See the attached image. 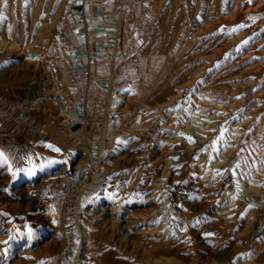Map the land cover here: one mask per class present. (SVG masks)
I'll use <instances>...</instances> for the list:
<instances>
[{"label":"rangeland","instance_id":"obj_1","mask_svg":"<svg viewBox=\"0 0 264 264\" xmlns=\"http://www.w3.org/2000/svg\"><path fill=\"white\" fill-rule=\"evenodd\" d=\"M125 1L95 73L75 0H0V264H264V0Z\"/></svg>","mask_w":264,"mask_h":264},{"label":"crops","instance_id":"obj_2","mask_svg":"<svg viewBox=\"0 0 264 264\" xmlns=\"http://www.w3.org/2000/svg\"><path fill=\"white\" fill-rule=\"evenodd\" d=\"M86 4L85 11L88 20L87 27L89 30H92L93 25L96 34H98L99 29H106L108 22L113 21L112 18L117 15L121 9H117L119 4H122L123 8H125V5H128L125 0H88ZM84 44L86 50L81 53V56L87 55L92 62L94 61V71L95 73H98V71H101V66L103 67V65H101L103 62L97 61L96 59L93 60L94 54L91 52L89 40L85 39Z\"/></svg>","mask_w":264,"mask_h":264},{"label":"built area","instance_id":"obj_3","mask_svg":"<svg viewBox=\"0 0 264 264\" xmlns=\"http://www.w3.org/2000/svg\"><path fill=\"white\" fill-rule=\"evenodd\" d=\"M87 2H88V0H75V6L76 7L74 8L75 13L78 16L75 23L84 28L83 37L86 40H88L92 34L91 30H89V28L87 27L88 20H87L86 11H85V5ZM87 72H88V70H87ZM52 264H60L59 258H55L52 261Z\"/></svg>","mask_w":264,"mask_h":264},{"label":"bare ground","instance_id":"obj_4","mask_svg":"<svg viewBox=\"0 0 264 264\" xmlns=\"http://www.w3.org/2000/svg\"><path fill=\"white\" fill-rule=\"evenodd\" d=\"M252 1V0H251ZM237 3V2H236ZM234 16V15H233ZM212 23V22H211ZM0 46L1 47H4V48H11L12 47V44H11V42H9L8 40H5L4 38H0ZM34 54L36 53V52H33ZM248 55V54H247ZM39 56V53L38 54H36L35 55V57H38ZM34 57V58H35ZM27 60V59H26ZM28 61V63H31V60H27ZM112 77V76H111ZM160 81V80H159ZM151 82V81H150ZM155 82H156V80H155ZM151 84H153V82L151 83ZM150 84V85H151ZM151 88V87H150ZM112 100H113V94H112V92H109L108 93V96H107V98H106V105H107V107H109V105L111 104V102H112ZM192 100V99H191ZM192 102V101H191ZM197 112V111H196ZM199 113V112H198ZM71 123V122H70ZM69 124V123H68ZM72 125V124H71ZM236 128L237 127H232L231 128V132L229 133V136H228V138L230 137V139H233V138H236L237 137V130H236ZM83 129H84V127H83ZM82 130V129H81ZM80 130V131H81ZM78 131V130H77ZM76 131V132H77ZM73 134L75 133L74 131H71ZM82 134V133H81ZM75 135V134H74ZM84 135V134H83ZM75 137V136H74ZM84 137V136H83ZM230 144V143H229ZM99 156V155H98ZM101 156V155H100ZM100 159V158H99ZM99 161V160H98ZM98 164H99V166H101V164L102 163H100V162H98Z\"/></svg>","mask_w":264,"mask_h":264},{"label":"snow or ice","instance_id":"obj_5","mask_svg":"<svg viewBox=\"0 0 264 264\" xmlns=\"http://www.w3.org/2000/svg\"><path fill=\"white\" fill-rule=\"evenodd\" d=\"M7 2V0H5V3ZM51 146V145H50ZM62 149H59V148H57V151H61ZM0 159H3V160H5V161H7L8 160V157H7V155L4 153V151L2 150V149H0ZM10 171H12V169H9ZM15 174V173H14ZM28 232L29 233H31L32 231H33V229H32V227H31V225L29 224V226H28ZM0 243H2V242H0Z\"/></svg>","mask_w":264,"mask_h":264},{"label":"water","instance_id":"obj_6","mask_svg":"<svg viewBox=\"0 0 264 264\" xmlns=\"http://www.w3.org/2000/svg\"><path fill=\"white\" fill-rule=\"evenodd\" d=\"M79 127H80V124L79 123H77V124H75V125L72 126L73 130L78 129Z\"/></svg>","mask_w":264,"mask_h":264}]
</instances>
